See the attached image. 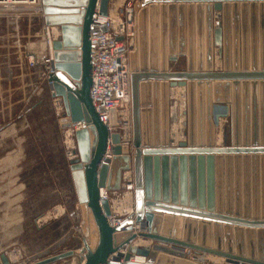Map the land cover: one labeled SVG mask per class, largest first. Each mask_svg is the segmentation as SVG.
Masks as SVG:
<instances>
[{
	"label": "water",
	"instance_id": "95a60500",
	"mask_svg": "<svg viewBox=\"0 0 264 264\" xmlns=\"http://www.w3.org/2000/svg\"><path fill=\"white\" fill-rule=\"evenodd\" d=\"M110 1L40 0L43 27L59 32L51 43L55 73L48 78L51 97L63 109L59 127L82 124L74 131L68 169L83 246L33 264L70 258L79 264H197L185 258V249L224 258V264H264V0L134 3L129 144L107 131L89 95L92 16H108ZM213 12L220 14L217 24ZM180 58L183 69L170 71ZM175 88L186 95V139L171 146ZM223 119L230 122V140L224 136L215 146ZM110 126H116L114 110ZM124 172L133 176V214L112 225L110 202L100 190H123ZM138 238L156 243L135 247ZM0 259L10 264L5 255Z\"/></svg>",
	"mask_w": 264,
	"mask_h": 264
},
{
	"label": "rangeland",
	"instance_id": "374dc122",
	"mask_svg": "<svg viewBox=\"0 0 264 264\" xmlns=\"http://www.w3.org/2000/svg\"><path fill=\"white\" fill-rule=\"evenodd\" d=\"M115 1L120 5L122 3V0ZM38 5H40V1ZM25 8L26 5L24 4H16V9L0 12V37H2L0 39L2 42L0 53L6 57L30 56L35 48L34 44L36 45L39 40L38 34L41 28L38 19L42 20V14ZM213 22L214 24L220 22V17L217 16ZM4 43L6 47H4ZM215 54H217V48H215ZM178 61V63L170 64L172 69L179 66L184 67L183 59L180 58ZM214 63L215 68L221 70L222 61L218 57H214ZM179 90L181 89H174L175 93L172 90L169 96L171 109L170 137L173 142L186 139V95L183 89L180 92ZM43 91H47V93L45 92L46 95L42 99L44 107L39 112V117L46 121L39 123V129L44 141L47 142L45 145L50 152H54L53 155L57 162L56 171L54 175H50L49 181H45L44 184L31 183L29 189H24L22 191L24 198L18 205L12 204L11 199L5 197L7 191L0 190V252L2 255L19 252L12 258L15 262H10L11 264H33L65 251L78 249L79 241L75 235L71 238L67 236L70 232H74L76 224L67 218L69 211L74 209L75 195L69 178V160L66 157V152L67 147L73 144L76 152V145L74 136L67 138L66 129L63 130L59 127L58 119L62 117L63 112H60L61 114L56 112L48 90L44 89ZM175 101L182 103V105L179 104L176 108ZM172 108L176 110L174 115H172ZM53 120L56 121L54 130L52 127ZM171 127L173 131H171ZM224 136L227 137L228 144L230 140V122L228 119L221 120L220 125L215 128V144L222 145ZM71 139L73 144L68 143ZM48 182L49 185H47ZM53 185L55 189H53ZM121 193L122 191L111 197L116 199ZM121 205L117 206V210L123 209ZM193 256L195 259L197 254L194 253ZM52 264L77 263L70 258Z\"/></svg>",
	"mask_w": 264,
	"mask_h": 264
},
{
	"label": "crops",
	"instance_id": "0c3cea01",
	"mask_svg": "<svg viewBox=\"0 0 264 264\" xmlns=\"http://www.w3.org/2000/svg\"><path fill=\"white\" fill-rule=\"evenodd\" d=\"M118 4L115 0L110 1L108 6L109 15H116L119 8ZM217 16L220 17L219 12H213L214 20H216ZM38 20L41 28L38 34L39 40L36 45L34 44L35 48L31 54L35 59L40 60L46 56L47 49L42 39L43 22L40 19ZM51 29L55 35L56 33L59 34L58 28ZM54 37L55 39L58 38V36ZM1 45L2 42L0 41V48ZM4 47H6L5 43ZM214 57H217L216 54ZM169 66L170 71L183 69L182 66L176 69H172L171 65ZM44 89L48 90L40 67H30L27 57H6V55L0 53V190L7 191L5 197L11 199L10 202L15 205L21 203L20 201L24 198L22 191L29 189L31 183L39 182L44 184L45 181H49L50 175H54L56 171L57 162L56 157L53 155L54 152H50L45 145L47 142L44 141L39 129V123L46 121L45 119L41 120L39 117V112L44 107L42 99L47 93V91H43ZM50 98L52 99L51 95ZM52 124L54 130L56 121L53 120ZM171 131H173L172 127ZM170 141H173L171 137ZM178 142L174 141L171 146H175ZM215 146L221 145L215 144ZM68 173L72 184L70 172L68 171ZM47 185H49V182ZM52 187L55 189L54 185ZM117 194L118 192L110 194L109 202L113 217L123 215L131 207V200L125 197L123 193L118 195L116 199L112 198L113 195L116 196ZM121 204L124 206L119 211L117 206ZM73 205L74 209L69 211L67 218L75 222L76 226L74 232H70L67 236L71 238L75 235L79 241L77 248H80L83 244L79 229L80 211L76 197ZM133 230L136 232L138 228ZM132 243L135 247L149 248L155 245L156 242L138 238ZM157 245L166 249L170 248V246L162 243ZM183 254L187 260L197 264H224L225 261L224 258L201 253H195L197 256L193 259L194 252L187 249L183 251ZM71 260L79 264L78 258H72ZM130 261L133 262V256Z\"/></svg>",
	"mask_w": 264,
	"mask_h": 264
},
{
	"label": "built area",
	"instance_id": "2783aa9c",
	"mask_svg": "<svg viewBox=\"0 0 264 264\" xmlns=\"http://www.w3.org/2000/svg\"><path fill=\"white\" fill-rule=\"evenodd\" d=\"M20 1L22 3H10L7 0H0V12L16 9V4H24L26 5L25 9L42 14L41 6L38 5L40 0ZM142 1L122 0L116 16L108 14V16L104 17L94 14L92 16V27L89 32L90 63L92 67V85L89 92L91 103L99 121L106 126L107 131L109 133H118L122 143L125 144H129L131 140L128 56L134 47L135 37L133 5L135 2L141 3ZM54 36H59V34L56 33L55 35L51 28L43 27L42 39L47 49L46 56L40 60L35 59L32 54L27 57L30 67H40L47 88L51 84L48 80L49 76L55 73L52 68L53 58L51 50V43L55 40ZM49 92L51 95L50 90ZM52 99L56 112L61 114L63 109L60 99ZM112 110L115 111L116 126H110V112ZM80 128H82V124L76 123L71 128L66 129L67 138L72 137L74 131ZM72 141L71 139L68 143L73 144ZM74 149V144L67 147L66 157L68 160L75 157ZM122 183L124 189L121 191L125 197L131 200V208L123 215L111 217L109 221L112 225H117L123 218L133 214V176L131 172H124ZM100 196L110 201V194L105 190H100ZM5 256L10 263L9 255L6 254ZM0 264H2L1 259Z\"/></svg>",
	"mask_w": 264,
	"mask_h": 264
},
{
	"label": "bare ground",
	"instance_id": "6f19581e",
	"mask_svg": "<svg viewBox=\"0 0 264 264\" xmlns=\"http://www.w3.org/2000/svg\"><path fill=\"white\" fill-rule=\"evenodd\" d=\"M7 1H9L10 3H22L20 0H7ZM119 6H120V4H118V7H119ZM116 14H117V13H116ZM175 89H176V88H175ZM177 89H179V88H177ZM172 90L174 91V89H172ZM172 90H171V92H172ZM180 91H182V89L179 90V92H180ZM171 92H170V95H171ZM179 92H178V93H179ZM174 93H175V91H174ZM175 96H176V95L174 94V98L176 99ZM180 102H181V101H180ZM175 103H176V105H177L176 108L179 106V104L182 105V103H178V102H176V101H175ZM172 109H173V110H172V111H173V112H172V113H173L172 115L176 114V110H175V108H172ZM173 123H175V122H173ZM68 132H69V131H68ZM123 206H124V205H123ZM123 206L121 205V208H123ZM119 208H120V206L118 207V209H119ZM130 208H131V207H129L128 210H130ZM128 210H127V211H128ZM16 254H19V252L16 251L15 253H12V254L9 255V259H10L11 262H15V261L12 260V258H13ZM19 256H20V255H19Z\"/></svg>",
	"mask_w": 264,
	"mask_h": 264
}]
</instances>
